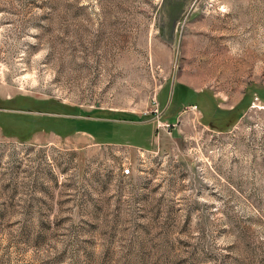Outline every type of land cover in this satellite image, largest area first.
<instances>
[{
	"label": "rangeland",
	"instance_id": "1",
	"mask_svg": "<svg viewBox=\"0 0 264 264\" xmlns=\"http://www.w3.org/2000/svg\"><path fill=\"white\" fill-rule=\"evenodd\" d=\"M0 97V264H264V0H0Z\"/></svg>",
	"mask_w": 264,
	"mask_h": 264
},
{
	"label": "crops",
	"instance_id": "2",
	"mask_svg": "<svg viewBox=\"0 0 264 264\" xmlns=\"http://www.w3.org/2000/svg\"><path fill=\"white\" fill-rule=\"evenodd\" d=\"M186 89L190 90L189 87L188 88L186 87ZM186 89H183V90L186 92ZM191 93H192V95L195 96V98H200V100L202 101V105H200V104L199 105L201 107L205 108L203 110H207L206 113L208 114L209 118L212 117L211 115H209V113L212 110H214L216 112L217 117H220L221 113H223L222 117H224L223 115L230 114L233 109L243 107L242 103H244L243 101H245V98H246V94H244V93H241V95H239L236 98H232L233 94H231L230 92H227V94L223 95V98L218 99V97H216V95H214V94L209 95L208 94L209 92H205V91H201V90H195L193 88H191ZM227 95H229L228 96V99H230L229 101L227 99ZM194 102H196V101H194ZM217 108H219V109H217ZM223 108H225V109H223Z\"/></svg>",
	"mask_w": 264,
	"mask_h": 264
},
{
	"label": "flooded vegetation",
	"instance_id": "3",
	"mask_svg": "<svg viewBox=\"0 0 264 264\" xmlns=\"http://www.w3.org/2000/svg\"><path fill=\"white\" fill-rule=\"evenodd\" d=\"M20 107H19V106ZM37 106L32 100L27 99L24 103H16L14 97L1 98L0 97V115L5 113H17L28 118L29 116L40 115L42 112H37Z\"/></svg>",
	"mask_w": 264,
	"mask_h": 264
},
{
	"label": "built area",
	"instance_id": "4",
	"mask_svg": "<svg viewBox=\"0 0 264 264\" xmlns=\"http://www.w3.org/2000/svg\"><path fill=\"white\" fill-rule=\"evenodd\" d=\"M184 108L188 109L189 111H197V105H188V106H185ZM130 174V167H123L121 168V175L122 176H129Z\"/></svg>",
	"mask_w": 264,
	"mask_h": 264
},
{
	"label": "trees",
	"instance_id": "5",
	"mask_svg": "<svg viewBox=\"0 0 264 264\" xmlns=\"http://www.w3.org/2000/svg\"><path fill=\"white\" fill-rule=\"evenodd\" d=\"M50 104L53 105V103H51V102H50ZM50 104H49V106H50ZM18 106H19V105H18ZM49 106H47V107H49ZM19 107H20V106H19ZM21 125H23V124L21 123L19 126H21ZM22 129H23V128H22ZM141 146H142V145H141Z\"/></svg>",
	"mask_w": 264,
	"mask_h": 264
}]
</instances>
